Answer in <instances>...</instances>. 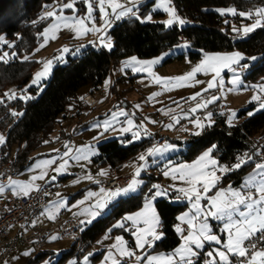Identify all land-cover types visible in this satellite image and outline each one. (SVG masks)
Returning a JSON list of instances; mask_svg holds the SVG:
<instances>
[{"label":"rangeland","instance_id":"rangeland-1","mask_svg":"<svg viewBox=\"0 0 264 264\" xmlns=\"http://www.w3.org/2000/svg\"><path fill=\"white\" fill-rule=\"evenodd\" d=\"M141 1L143 0H118L121 5H123L125 8L132 9V12L134 13H136L139 8L143 6V3L147 2L144 1L140 5ZM69 2H71V0H54L43 6L41 15L44 16L46 12L54 11L57 13V15H62L65 17H87V0H75V6L73 9L62 8L63 4ZM92 5V19H86L85 25L88 28H98L100 30L88 31L82 35H77L74 28L65 27L63 21H56L54 17H51L49 23L43 28L41 35L46 29H49L50 25L53 23H59L60 28L58 31L49 32L50 37L54 35L56 38H49L45 43L44 36L42 35L39 44L33 50V52L23 56L24 58L28 57L36 59L39 62L36 68L33 70V76L31 80L23 89L14 85L7 88L5 97H0V101L5 103L11 102L15 100L17 96L26 100L25 97H31V94L28 91V88L31 86L37 87L38 91L40 92L43 88L42 83L50 78L56 63H65L67 61L68 55H79L83 48L87 47L88 45H95L96 39L99 40V43L105 49L109 50L112 48L107 46L108 43H111L113 46V37L109 35L108 32L115 25L116 21L123 18L125 15L118 17L117 13L120 10H117V13H113L111 8L106 3L105 9L108 12V16L105 17L104 13L100 11L99 0H92ZM151 5V10H153V12L160 10L164 13V15L157 16L151 12L146 18H144L147 21H161L165 23L167 20L172 18L171 13L168 11V9L171 8L175 10L176 15L181 20L185 21V23L180 24L178 21L174 22L172 25L165 23L167 27L173 26L175 24L184 25L189 22L188 19L182 17L177 12L172 0H153ZM45 8H47V11H44ZM260 8H264V6H258L255 9L248 11L253 13V15L251 17L246 16L248 17V20L234 25V29L239 30L236 31L237 35L247 36L249 34H243V29L246 26H251L252 24L256 23L257 17L255 15V10ZM68 23L74 24L75 20H69ZM261 25L264 26V19L261 20ZM5 40V37L2 38L3 42ZM65 46L69 49L68 52L62 51ZM0 47H2L1 43ZM191 50L195 49L188 43L177 44L173 48L161 53L158 56L141 58L137 55H129L117 61L113 66L112 72L109 74L104 83V86L109 88L112 85V81L114 79H118L120 77L123 78L121 82L117 83L118 92L117 94L112 93V100L104 108L98 111L95 117L91 119L89 118L88 121H86L88 122L86 126L84 123H80L81 126L79 128H75L73 134H71V132H69L67 129L68 120L65 121L60 116V121L56 123L54 131L46 136L40 137V144L28 154L29 160L33 159V162L28 169H31L32 173L38 174L40 176L43 174V178L40 179L41 183L58 187L55 189L56 199L49 203L45 209L46 212L53 213L54 211H58L59 213L66 215L68 213L67 209L70 208L74 215H76V217L80 220L87 217H94L93 219H96L110 209V202H107L103 209L96 208L97 201L102 197H105L109 191L103 189L104 191L102 192V188H99V186H89L85 188L90 183L98 184L99 173L110 168L106 165H97L94 162L93 156L98 153V144L116 137L122 139V137L126 135H131V138L127 140L126 143L131 141H141L146 138H151L152 140L147 148L138 155V157L141 155L146 157L145 160H141L142 164L144 163L143 167L137 166L140 157L127 160L122 165V169L124 167L126 168L127 166L128 168H131L130 172L123 174L134 172V179L142 181V183L138 185L137 189L132 193L129 191L128 195L140 192L142 186L146 184L144 189L146 198L143 205L140 208L134 211H129L123 214L120 218L115 219L109 228L99 236L93 245L89 247L90 252L87 255L82 258L78 257L77 255H71L61 264H77L78 262L81 264H111L113 256H115L116 252L120 251L121 246L126 251H131V253L135 254L136 252L134 250V243L138 247L137 235H139V229L147 228V225L144 223V218L142 217L137 218L136 220H125V217L134 216L136 213L144 211L147 201L157 190H164L166 192L165 195L158 196L151 201L152 207L158 217L159 214L155 206V201L157 199L168 198L174 203L187 204L186 207L178 214V220L184 223H180L179 225V227L182 229V231L179 232L182 240L176 249L180 248L181 245L185 243L183 237L189 235L191 231H195V229H193L188 223L189 219L195 217L193 223L196 225L197 229L201 223L206 222L209 227V234L215 235L219 238V243L217 241H205L203 247L201 248H197L195 245H192L193 251L196 253V255L208 250L206 255L207 259L216 261L218 259L217 250H226L229 235L224 225L229 223V221L227 217L225 219H216L209 214L210 211L215 210L212 205V198L216 197L217 193L221 192V190H224V195L229 197L231 196V191H229V189L240 191L244 195H247L249 192L252 193V189H255V187H246L245 185L249 177L257 173V164H264V137L255 135L253 142L256 152H259L260 156L263 157V159L260 161L259 159L258 161H255L254 155L252 153L246 152L233 165H228L227 163L221 162L213 153L215 145L205 149L192 160L176 161L171 159V157L186 152L189 138L193 135H196L195 133L197 132L201 133L206 125H211L214 123L215 115L213 111L215 108H219V112L227 116V122L230 125L238 123L242 120V118L238 116L240 109L248 108L253 105L252 109L248 111V115L250 113L252 115L263 110L264 107L261 105L264 104V90L258 87V85H264V73L257 75L255 78L247 79L246 75L251 70L250 66L257 60L258 57L249 56L239 49L202 51L201 56L196 59L190 58L189 51ZM233 52L242 53L244 59L241 60L240 64L238 65L233 64L231 67H222L220 69L219 76H216V74L212 71H201L197 72L194 77L183 81L182 86L174 87L169 84L168 88H165L164 83L156 82L155 77L171 78L185 76L187 73L191 72L193 68L199 65L205 59L206 55L213 56L216 54H229ZM5 53H7V56H5ZM178 53H185V57L183 59H177L172 62L165 63V60L168 57H172ZM0 56H5L4 60H9L14 56V52L9 53L8 48H5ZM133 57H135L136 61L139 62L152 60H158L159 62L153 64L149 71L137 70L140 69L142 65L132 61ZM252 57H255L256 59H251ZM245 59L248 60L245 61ZM46 61L53 62L49 74L44 79H42L39 84L33 85L32 81L35 77V74L43 69L44 63ZM243 66L246 67L245 70L242 69ZM235 75L240 76V82L238 84L232 83L233 77ZM197 81H199V83ZM210 81H213L216 86L209 88L208 83ZM197 93H199V95H196ZM193 96L196 98L192 99ZM213 97H216V99L212 100ZM253 97H258V99L254 100ZM209 100L212 102L207 103L206 107L197 108L198 104H202ZM126 101H129V107L123 106V103ZM223 104L225 105V108L222 109ZM114 105L119 106L118 110L120 109V111L118 113L112 112V107ZM194 108L196 111H191ZM128 110L132 111L131 115L128 114ZM12 112L14 114L20 113L15 108H12ZM233 113H235V115H233ZM209 114H211L210 118ZM197 120H199L204 125L203 128L198 129L196 127L195 121ZM129 121H132L131 125H129ZM76 122L77 121L73 120V126L77 124ZM105 124L110 125L107 130H105ZM170 125L171 127H169ZM124 128H131V131L124 132ZM62 129H64L68 135L66 134L63 136L64 131H62ZM136 134H138V138ZM0 136L4 137L5 142V130L2 128H0ZM162 136L167 138V143L164 146L158 144L157 140V138ZM174 139H177L178 141ZM164 142H166V140ZM1 144L2 143H0V145ZM169 145L171 147H168ZM16 149L17 145H14L10 159L12 163L15 159ZM150 149H161V151L156 152L155 154H150ZM205 152L209 153L208 161H205V171L208 173L215 172V175L219 177V180L215 182L214 186L209 185L208 191L206 193L203 191L202 184L197 185L202 193L200 199V212L198 213L197 209L193 207L195 197L188 199L184 196L183 192L180 194L181 188H188L190 186L187 182V179H179V173H171V170L179 167L180 165L194 164ZM85 156H87V159L83 158ZM76 157L80 158L76 159ZM211 160H215L217 163L212 165L210 163ZM241 160L245 161L242 165L252 161L255 162L254 165L244 174L242 184L240 186H233L230 183H222L221 172L225 174L228 171L238 169L234 166ZM62 165L64 166L63 168L61 167ZM225 167L228 168V171L226 172L221 170ZM138 168L141 169L139 175L136 174ZM28 169L20 173L18 178L20 182H23V178H25V172ZM57 169L60 170L57 171ZM165 172H170L171 174L165 175ZM60 174L67 175L65 179H69L70 181L68 183L66 182L67 180H62V182L59 181ZM152 174H161V177L159 179L152 180L150 178ZM110 175L116 176L122 174ZM84 176L86 179L82 181L81 179L84 178ZM173 176H176V178H173ZM260 179L261 177L257 175L256 180L259 181ZM154 185L159 186V188H154ZM0 186L2 185L0 184ZM127 186L122 188H127ZM2 187L4 190L9 188L17 193L15 186L11 183L6 187ZM61 189L63 192L61 193L60 197H58L57 195ZM116 189H111V191H115ZM172 193H174V195H172ZM252 194L254 196V193ZM97 211L99 214L97 216H93L92 212ZM240 211H246L243 205L240 206ZM181 216L185 217L183 221L179 219ZM232 219L240 220L243 219V217H240L238 212H233ZM89 221L83 222V226H87L90 223ZM120 222H123V227H114ZM185 225L187 226L186 228ZM113 229L118 230L112 232ZM156 231L157 233H162L160 224L157 226ZM258 234H261V232H257L252 237L257 236ZM53 237H55V235H53L52 238ZM74 237V235H70L64 240H56L49 243L44 249H50L53 251V253H50L39 264H54L58 260L60 254L63 251H66L71 243L74 242ZM117 238H122V245L118 242ZM246 241L247 240L243 242V246ZM145 247L146 244H144L143 247H138L139 252L143 250V255L149 253L148 248L146 249ZM83 248L85 247L83 246ZM206 248L207 250H205ZM176 249L172 250L169 254L163 252H154V257L158 258L154 261V263L165 264L167 261L166 258L168 256H174V259L179 261L178 263L184 262L180 260V255L176 253ZM98 252H102L103 255L107 252L108 255L104 260H99L96 262L94 259H92V256ZM109 253L112 254L111 259L108 258ZM209 253H212V256H209ZM229 255L238 254L229 253ZM19 256V253L14 254L5 264H27V260L24 259V256ZM193 256L194 255L188 256L186 259L191 260ZM86 257L87 259H85Z\"/></svg>","mask_w":264,"mask_h":264},{"label":"trees","instance_id":"trees-1","mask_svg":"<svg viewBox=\"0 0 264 264\" xmlns=\"http://www.w3.org/2000/svg\"><path fill=\"white\" fill-rule=\"evenodd\" d=\"M52 1L54 0H0V38H6L4 42L0 39V54L5 48H8L9 53L14 52V56L9 60H0V97H5V92L10 86L23 89L31 80L33 70L39 62L33 58L25 59L23 56L32 53L39 44L43 28L51 20V17L42 18V8ZM151 2L147 1L142 5L149 6ZM172 3L177 12L188 19L187 24L167 27L161 21H147L127 14L117 20L108 32L113 37L111 49L88 45L79 55H68L65 63H56L50 78L42 83L40 92L35 86L29 87L30 99L24 100L17 96L11 102L0 101V128L5 130L6 136L5 142L0 145V165L10 161L12 148L17 145L13 165L19 173L28 169L33 162V159L29 160L28 154L40 144V137L54 131L60 116L68 111H74L75 116L81 114L86 106L85 96H79L81 89L89 87L91 94H99L117 61L129 55L141 58L158 56L180 44L179 36L190 40L188 44L195 49L189 51L192 59L199 58L202 51L239 49L249 56L258 57L250 66L247 79L264 73V26L256 27L247 36H239L234 31V25L248 20V17L233 15L227 11L233 8L237 13H246L258 6H264V0H172ZM153 13L157 16L164 15L158 11ZM184 57L185 53H178L168 57L165 63ZM122 79L120 77L112 81L113 94H117V83ZM252 107L253 105L240 109L238 116L242 120L233 125L228 124L227 116L215 108L214 123L206 125L201 133L191 136L186 152L174 155L171 159L192 160L205 149L215 145L213 153L228 165H233L246 152L252 153L255 161L262 160L263 157L256 152L253 142L255 135L264 137V109L248 115ZM12 108L20 113L14 114ZM80 126L79 123L72 127V133ZM130 138L131 135H126L122 139L116 137L99 143L98 153L93 156L94 162L120 171L124 162L137 158L152 141L151 138H146L126 143ZM254 163L248 162L236 170L226 172L222 175V183L240 186L244 174ZM160 177L161 174L150 176L152 180ZM145 185L140 192L117 199L106 213L83 226L81 238L85 248H89L115 219L143 205L146 198ZM186 205L174 203L168 198L155 201L163 236L155 242L153 251L169 252L180 244L181 237L176 230V223L178 214ZM116 230L118 229H113L112 232ZM50 253L53 251L42 250L28 259L27 264H39ZM71 255L80 257L76 250V241L60 254L54 264L63 263ZM101 255L102 252H98L92 259L97 260ZM204 255L205 251L191 259L192 264H212L205 262ZM237 259L233 264H240Z\"/></svg>","mask_w":264,"mask_h":264},{"label":"snow or ice","instance_id":"snow-or-ice-1","mask_svg":"<svg viewBox=\"0 0 264 264\" xmlns=\"http://www.w3.org/2000/svg\"><path fill=\"white\" fill-rule=\"evenodd\" d=\"M88 3V14L87 17H81V18H73V17H65L62 15H57L56 12L50 11L46 12L44 14V17H54L56 21H63L65 27L74 28L77 35H82L88 31H99L98 28H88L85 25V20H91L92 19V11H93V5L92 0H87ZM108 4V6L111 8V11L113 13H117V10H120L117 15L118 17H122L124 15H127L129 12L132 11L130 8H125L123 5H121L118 0H99L100 5V11L104 13L105 17L108 16V12L105 9V4ZM75 6V0H71V2L63 4L62 8H68L73 9ZM168 11L171 13V17L169 20H167L165 23L168 25H172L174 22H179L180 24L185 23V21L181 20L175 13L174 9L169 8ZM225 11V10H221ZM227 11L231 12L233 15L239 14L242 16H249L251 17L253 13L248 12H240L237 13L235 9H228ZM255 15L257 17L256 23L252 24L251 26H246L243 29V34L250 33L253 31L256 27L261 25V20L264 19V8L256 9ZM75 20L74 24H69V20ZM150 19V17H149ZM107 23V20H106ZM60 28L59 23H53L50 25L49 29H46L45 32L42 34L45 39V43L49 38H56L54 35L49 36V32H55L58 31ZM234 31H239L237 29H234ZM2 39V38H0ZM107 46L109 48L112 47L111 43H108ZM63 52H68L69 49L65 46L62 50ZM5 56H7V53H5ZM5 56H0V60H4ZM25 59H28V57H25ZM244 59V56L240 52H233L229 54H216L213 56H205V59L197 65L195 68L192 69L191 72L187 73L185 76L180 77H171V78H161V77H155L156 82L158 83H164L165 88H168L169 84L172 86H182V82L186 81L192 77L195 76L197 72L201 71H212L216 74V76H219L220 69L222 67H231L233 64H240V61ZM251 59H256L255 57H252ZM132 61L140 63L142 67L137 70H143V71H149L151 69V66L153 64L158 63V60H152V61H143L139 62L136 61V58L133 57ZM52 61H46L44 63V67L41 71H38L35 74V77L32 81L33 85H37L41 82L42 79H44L50 71V68L52 66ZM235 71V70H234ZM215 79V78H214ZM199 83V81H197ZM240 82V76L235 75L233 77L232 83L238 84ZM215 83L213 81H210L208 83V87L212 88L215 87ZM262 90H264V85H258ZM14 95V94H13ZM156 95V94H154ZM196 95H199L197 93ZM31 97H25V99H30ZM196 97L193 96L192 99H195ZM216 97H213L212 100H215ZM253 99H258V97H253ZM212 101H206L202 104H198L197 108L199 107H206L207 103H211ZM264 107V104L261 105ZM191 111H196V109H192ZM209 114V118H210ZM235 115V113H233ZM251 115V113L249 114ZM129 125L132 124V121L128 122ZM196 127L198 129L203 128L204 125L199 121H195ZM110 125L105 124V130L108 129ZM171 127V125L169 126ZM124 132L131 131V128H124ZM195 134H199L198 132ZM137 138H138V134ZM4 142V137L0 136V143ZM91 147V146H90ZM168 147H171L170 145ZM161 151V149H150V154H155L156 152ZM209 153L205 152L198 161H196L192 165H180L177 168H174L171 170V173H179V179L185 180L187 179L188 184L190 185L188 188H181L180 191L184 193V196L188 199H192L195 197V202L193 204V207L197 209V212H200V199L202 196V193L200 191V188L197 187V185L203 186V191L206 193L208 191L209 185L215 184L217 180H219V177L215 175V172L208 173L205 171L206 164L205 161H208ZM80 157H76V159H79ZM84 159H87V156L83 157ZM141 160H145L146 157L144 155L140 156ZM244 160H241L239 163H237L234 167L240 168L242 164L244 163ZM66 163V162H65ZM210 163L212 165H215L217 162L215 160H211ZM64 167L63 165L61 166ZM143 167V166H142ZM257 173L254 175H251L249 179L246 181V187L252 186L255 187L257 193L259 194L258 197H254L251 192H249L247 195H244L240 191H234L229 189L231 191V196H225L224 190H221V192L217 193L216 197L212 198V205L215 209L214 211H210V215L215 217L216 219H225L227 217L229 223H226L224 225L225 229L228 231L229 240L226 246V250L221 251L217 250L218 252V258L219 261L222 262V264H231L229 260V253L238 254L241 257H248L249 252L248 248L243 246V242L245 240L250 239L253 235H255L257 232L264 233V164H257ZM60 169H57L59 171ZM140 168L137 169L136 174L139 175ZM222 171H228V168L221 169ZM170 172H165V175L171 174ZM259 175L261 179L259 181L256 180V176ZM43 174L39 177H33V180L36 179H42ZM173 178H176V176H173ZM12 184H18L19 187L17 189V194L19 192H23L25 195L29 193L31 190V184L29 183H21V182H11ZM142 183V181L133 180L127 188L122 189H116L115 191H109L105 197H102L100 200L97 201L96 208L97 209H103L106 206V203L113 199L116 196L121 195L122 193H126L129 191H135L138 187V185ZM154 188H159V186L154 185ZM4 191V188L0 186V192ZM104 191L103 189L101 190ZM151 191V190H150ZM166 192L164 190H157L152 194L150 199L147 201L145 205V210L139 213H136L134 216H127L125 217V220H136L137 218H144V223L147 225V228L139 229V235H137V245L138 247H143L144 244H151L162 237V233H157L156 228L160 223L159 217L156 214L155 210L152 207L151 201L154 200L158 196L165 195ZM91 195V194H90ZM243 205L246 211H240V206ZM238 212L240 217H243V219L240 220H233L232 219V213ZM99 212H92V215H98ZM187 215V214H185ZM180 220H184L185 217L181 216L179 218ZM195 217H192V219L188 220V223L192 226L195 231H191L189 235L183 237L185 243L181 245L180 248L176 249V253L180 255V260L184 261V264H192L190 259H186L188 256L196 255V253L193 251L192 245H195L197 248H201L204 245L205 241H217L219 243V238L215 235L209 234V227L208 224L201 223L199 225V228L197 229L196 225L193 223V220ZM114 227H123V222L118 223ZM178 232L182 231V229L177 226L176 229ZM150 237V239H149ZM118 242L122 245L123 241L122 238H117ZM115 247V246H114ZM251 247L255 248V245H251ZM131 253L126 251L122 246L120 247V255L121 256H128ZM209 256H212V253H209ZM109 259L112 258V254L109 253ZM87 259V257L85 258ZM139 259V258H138ZM157 257H150L149 258V264H151L152 261L157 260ZM168 264H171L172 260L174 259V256H168L167 258ZM259 259V264H264V250H257L251 253V256L249 260L247 261V264H255V262ZM113 264H118V261L113 260Z\"/></svg>","mask_w":264,"mask_h":264},{"label":"built area","instance_id":"built-area-1","mask_svg":"<svg viewBox=\"0 0 264 264\" xmlns=\"http://www.w3.org/2000/svg\"><path fill=\"white\" fill-rule=\"evenodd\" d=\"M44 11H47V8ZM149 13H151L150 6H141L136 13L132 12L131 14L144 19ZM178 41L180 44L190 42L183 36H179ZM96 44H98L97 39ZM242 69L245 70L246 67L243 66ZM111 100V86L106 88L104 85L99 94H88L84 97L86 104L95 109L106 106ZM223 108H225L224 104ZM113 111H118V107H113ZM164 141L165 139H162L159 143ZM19 176V171L11 161L0 165V184L2 186H8ZM133 178L134 173L108 175L103 179L101 185L107 190L122 188L127 186ZM57 188L51 185H42L31 189L27 195L24 193L17 194L9 188L0 192V264H3L19 245L28 246L35 253L41 252L52 235H55L57 240H64L68 236L74 235L76 250L80 254V258L90 252L89 248H83L84 242L81 238L83 224L76 217L60 215L49 225H41L38 222ZM252 193L258 197L256 189H252ZM251 245H255V248ZM244 247L248 248L249 256H239L237 262L240 264H247L252 252L264 250V233L251 237L245 242ZM132 260L133 258H125L124 263L128 264Z\"/></svg>","mask_w":264,"mask_h":264},{"label":"crops","instance_id":"crops-1","mask_svg":"<svg viewBox=\"0 0 264 264\" xmlns=\"http://www.w3.org/2000/svg\"><path fill=\"white\" fill-rule=\"evenodd\" d=\"M144 1H152L153 2V0H143V1H141L140 2V5L144 2ZM152 2L149 4V6L151 7V9H152ZM171 5V4H170ZM153 11V10H152ZM155 12H157V11H155ZM158 12H162V11H158ZM132 13V11L131 12H129L128 14H131ZM95 42H96V40H95ZM95 46L96 47H100V46H102L100 43H99V40H98V44H95ZM103 47V46H102ZM88 94H91L90 93V91H89V87H85V88H83V89H81V91H79V96L80 97H83V96H86V95H88ZM95 95V94H94ZM129 105H130V103H129V101H126V102H124L123 103V106H125V107H129ZM114 106H117V105H114ZM113 106V107H114ZM105 107V106H104ZM104 107H102V108H104ZM112 107V108H113ZM117 107H119V106H117ZM102 108H99V109H95V108H92V107H90V106H88V105H86L84 108H83V110H82V112H81V114L80 115H78V116H75L74 115V111H68L67 113H65V114H63V115H61V117L65 120V121H67L68 120V125H67V129L69 130V132H71V134H73L72 133V127H74L73 126V124H72V122H73V120L74 121H77L76 123L77 124H79V123H85V126L87 125V123L88 122H86V121H88V119L90 118H93V117H95V115H96V113L98 112V111H100ZM111 108V109H112ZM120 111V109L118 110V111H116V112H114L113 110H112V112L113 113H118ZM128 114L129 115H131L132 114V111L131 110H128ZM100 115V114H99ZM59 121H60V118H59ZM77 124H75V126L77 125ZM62 131H64L63 132V136L64 135H68V133L67 132H65V130L64 129H62ZM162 139H165L166 140V142H163V143H159V141H161ZM157 140H158V144H160L161 146H164L166 143H167V138L165 137V136H162V137H159V138H157ZM3 144V143H2ZM140 157V156H139ZM139 157H137V158H139ZM139 163H141L140 165H139ZM144 164V163H143ZM143 164H142V161H141V159H139L138 160V163H137V166H143ZM131 171V168H128V166L125 168H121L120 169V171H116V170H114V169H112V168H109L108 170H105V171H103V172H101V173H99V183L98 184H96V183H90L89 185H87L85 188H87V187H89V186H92V187H96V186H99V188H102V189H104V190H107V189H105V188H103L102 187V185H101V182H102V180L106 177V176H108V175H110V174H123V173H127V172H130ZM134 173V172H133ZM135 174V173H134ZM221 174L223 175V172H221ZM40 175H38V174H35V173H32L31 172V169H28L26 172H25V178H23V182H21V183H29V184H31V189H34V188H37V187H39V186H42V185H49V184H45V183H41V180L40 179H36V180H33L32 178L33 177H39ZM66 176L67 175H63V174H60V176H59V181H61L62 182V180H67L66 182L68 183L70 180L69 179H65L66 178ZM19 178V177H18ZM18 178L17 179H15V180H13V181H15V182H20V180H18ZM84 179H86V177L84 176V178H82L81 180L83 181ZM134 179V178H133ZM12 181V182H13ZM96 182V181H95ZM12 184V183H11ZM12 185H14V184H12ZM15 186V188H16V190L18 189V187H19V185L18 184H15L14 185ZM12 190V189H11ZM13 191V190H12ZM107 191H111V189L110 190H107ZM63 192V190L61 189L60 190V192H59V194L57 195L58 197H60V195H61V193ZM133 191H130V193H132ZM16 193V192H15ZM19 193H23V192H19ZM180 194H182V192H180ZM126 195H128V192H126V193H122L121 195H119V196H116V197H114L113 199H111L110 201H108V202H110L109 204L111 205L113 202H115L117 199H119V198H121V197H123V196H126ZM54 199H56L55 198V191H54V194H53V197H52V199H51V201H53ZM50 201V202H51ZM105 210V209H104ZM67 211H68V213L66 214V216H74V217H76V215H74V213H73V211H71V209L69 208V209H67ZM60 215H64V214H62V213H59L58 211H54L53 213H51V212H44L43 213V215L42 216H40V218H39V220H38V222L41 224V225H49L52 221H54L58 216H60ZM97 216V215H96ZM43 218V219H42ZM77 218V217H76ZM91 218V219H90ZM94 218V217H93ZM92 217H87V218H84V219H82V220H80V219H78L81 223H83V222H87V221H89V222H92L94 219H93ZM180 223H184V222H180L179 220L177 221V223H176V229H177V226H179L180 225ZM160 224V223H159ZM179 233V232H178ZM179 235H180V233H179ZM53 236V235H52ZM52 236H50L49 237V240H48V243H47V245L46 246H48V244L49 243H51V242H53V241H56L57 240V238H56V236L55 237H53L52 238ZM162 236H163V232H162ZM180 237H181V235H180ZM55 238V239H54ZM161 239V238H160ZM159 240V239H158ZM158 240H155L152 244H151V246L149 245V244H146V249L148 248V250H149V253L148 254H146V255H143V250H141L140 252H139V249H138V247L136 246V244L134 243V250H135V254H133V253H131V251H128L129 253H131L130 255H128V256H121L120 255V251L119 252H116V254H115V256H113V258H112V260H111V264H113V260H116V261H118V264H126V263H124V259L125 258H133V260L130 262V263H128V264H149V258L150 257H154V252H163V253H166V254H169L171 251H169V252H165V251H159V250H152L153 249V247H154V244H155V242L156 241H158ZM181 240H182V237H181ZM181 243V242H180ZM71 245H72V243H71ZM70 245V246H71ZM93 245V244H92ZM70 246L68 247V249L70 248ZM179 246V245H178ZM177 246V247H178ZM176 247V248H177ZM175 248V249H176ZM174 249V250H175ZM43 250H50V249H43ZM205 250H207V248L205 249ZM103 252V251H102ZM207 252H208V250L207 251H205V255H204V260H205V262H207V263H212V264H222V262H220L219 261V258L215 261V260H212V259H207V257H206V255H207ZM20 254V256H24V259H26L27 261H28V259H30V258H32V257H34L36 254H38V253H35L30 247H28V246H24V245H19L18 247H16V249L10 254V256L6 259V261L3 263V264H5L7 261H8V259L10 258V257H12L14 254ZM107 255H108V253L106 252V253H104V255H103V253H102V255H101V257L99 258V259H97V260H95L96 262L97 261H99V260H104L106 257H107ZM19 256V257H20ZM103 256V257H102ZM143 256V257H142ZM198 255H194L191 259H194V258H196ZM230 256V258H229V260H230V262H231V264H233L234 263V261L237 259V257L239 256V255H229ZM17 257V256H16ZM139 258V259H138ZM95 262V263H96ZM145 262H147V263H145ZM179 261L178 260H176V259H173L172 260V262H171V264H176V263H178ZM151 264H155L154 263V261H152L151 262ZM165 264H168V262L166 261V263ZM255 264H259V259L255 262Z\"/></svg>","mask_w":264,"mask_h":264}]
</instances>
